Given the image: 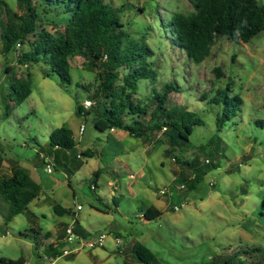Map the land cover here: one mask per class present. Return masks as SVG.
<instances>
[{
	"label": "rangeland",
	"instance_id": "obj_1",
	"mask_svg": "<svg viewBox=\"0 0 264 264\" xmlns=\"http://www.w3.org/2000/svg\"><path fill=\"white\" fill-rule=\"evenodd\" d=\"M6 1L20 15L26 12L25 2ZM105 1L122 9L126 29L154 52L159 79L155 85L141 82L134 98L148 110L140 121L149 123L155 109L153 93L172 82L180 92L171 94L170 106L195 113L204 124L195 126L188 153L166 143L162 133L145 139L119 130L101 132L92 114L77 112L98 85L85 58L71 61L72 83L64 85L54 73L45 76L49 67L43 63L20 65L19 52H5L0 41V156L5 160L0 178L12 175L15 162L42 188L28 210L8 224L9 205L0 198V257L22 258L25 264H130L137 261L132 255L134 245L141 243L155 254L152 264H210L234 256L242 264L263 263L264 32L248 44L221 39L211 56L196 64L172 43L170 28L176 11L193 12L189 0ZM259 2L264 5V0ZM40 16L39 30L56 33V26L62 29L67 23L62 12L46 14L40 9ZM6 67L19 79L31 76L33 91L21 106H14L10 116H6V100L11 72L5 74ZM218 68L222 76L215 71ZM228 86L229 97L238 96L242 104L237 116L219 132L217 116L222 106L211 101L219 89ZM82 125L86 130L80 135ZM61 127L73 131L76 146L67 161H52L53 171L48 173L43 148L51 133ZM89 149L96 157L82 155ZM176 157L201 173L194 189L183 186L184 181L175 185L176 173L183 168ZM209 160L218 167L207 166ZM185 166L184 175L194 178L192 169ZM100 169L102 174L96 177ZM114 198L119 199L118 207ZM56 205L67 210L63 216L55 213ZM150 206L163 214L145 221L142 211ZM68 227L91 235L106 234L105 245L53 260L45 249L62 236L64 241ZM74 248L75 243L67 242L63 250Z\"/></svg>",
	"mask_w": 264,
	"mask_h": 264
},
{
	"label": "trees",
	"instance_id": "obj_2",
	"mask_svg": "<svg viewBox=\"0 0 264 264\" xmlns=\"http://www.w3.org/2000/svg\"><path fill=\"white\" fill-rule=\"evenodd\" d=\"M25 2L26 12L20 15L6 0H0V41L5 52L18 53L20 65L45 64L49 67L45 76L51 73L59 76L64 85L72 83L71 61L76 57H83L88 70L96 73L95 88L90 100L94 102L89 110L78 106V114L86 116L92 114L93 123L101 132L112 130L125 131L133 138L149 139L162 133L163 139L181 153L192 150L188 143L194 133L195 126L204 124L197 115L184 108L169 104L172 93H179L180 87L172 82L167 83L161 91L153 93L151 99L155 109L148 124L140 121L141 116L147 115V108L135 103L134 98L139 94L140 84L143 81L156 84L159 79L156 63L152 61L153 50L142 45L133 34L126 29L121 8L113 7L105 0H20ZM193 12H175L171 18L170 28L172 43L188 58L201 64L212 54L216 42L221 39L250 43L255 37L264 32V5L259 0H189ZM40 9L62 12L67 23L56 33L42 28L38 22L41 19ZM21 48H17L18 45ZM222 76L221 69L215 70ZM5 74H10V94L6 100V116H10L15 107L21 106L33 93L31 76L19 79L12 74V69L6 67ZM226 89H219L211 103L222 106L217 116L218 131H222L226 122L237 116L242 100L235 96L230 98ZM205 100V99H204ZM15 106V107H14ZM217 138L211 142L214 144ZM221 139H219V142ZM73 131L66 127L54 130L47 145L43 148L42 160L67 161V154L75 148ZM179 151V152H180ZM172 152V151H169ZM178 153V152H176ZM89 158L96 157L94 150H86L82 155ZM81 155H77L79 159ZM109 160L113 155L105 154ZM105 158V159H106ZM182 172L176 173L175 185L179 181L187 189H194L196 183L202 179L201 173L188 161H179ZM4 158L0 156V171ZM207 166L218 167V163L208 161ZM185 164L192 169L194 178H187L183 171ZM12 175L0 178V198L9 205V214L6 217L8 224L17 216L24 214L29 205L36 200L42 191L41 185L34 181L29 172L19 168L17 163L11 165ZM102 170L95 175L100 177ZM186 179L189 182H186ZM93 191L96 190V187ZM99 200V199H98ZM116 207L119 199L114 198ZM107 210H112L109 205ZM264 207V202H263ZM179 208V207H178ZM57 215L63 216L67 211L60 205L54 207ZM143 220L151 221L162 216L163 212L155 206L142 211ZM264 213V210L262 211ZM76 234L91 237L87 232ZM50 238V234H48ZM66 237V236H65ZM64 237V238H65ZM63 239V236L61 240ZM59 240L45 249V254L51 259H58L63 255L67 242ZM133 259L130 264H152L156 261L155 254L141 243H136L132 249ZM70 257V256H68ZM235 256L224 262L210 264H242ZM0 264H25L24 259L8 260L0 257ZM124 264H129L125 262ZM258 264V263H256ZM260 264H264L260 263Z\"/></svg>",
	"mask_w": 264,
	"mask_h": 264
},
{
	"label": "built area",
	"instance_id": "obj_3",
	"mask_svg": "<svg viewBox=\"0 0 264 264\" xmlns=\"http://www.w3.org/2000/svg\"><path fill=\"white\" fill-rule=\"evenodd\" d=\"M17 48L20 49L21 45L19 44ZM93 104H94L93 101L87 100V101H85V104L83 105V107L85 110H89L93 106ZM85 130H86L85 126L82 125L80 127L79 134L83 135ZM46 171L48 173H51L53 171V164H52L51 159H47ZM92 188L94 189V186ZM78 210L79 211L82 210V207L79 206ZM175 210L178 211L179 208L176 207ZM106 239H107V235L103 234V233L98 234V235H92L91 237H83L82 235L76 234L74 232L73 227H68L64 241L68 242V243H75L76 248H74L71 251L64 250L63 256H66V257L72 256L73 254H76L80 250H88V249L93 250L95 248L103 247L105 245ZM115 241H116L117 245H119V246L123 245V242L121 241L120 238H116Z\"/></svg>",
	"mask_w": 264,
	"mask_h": 264
}]
</instances>
